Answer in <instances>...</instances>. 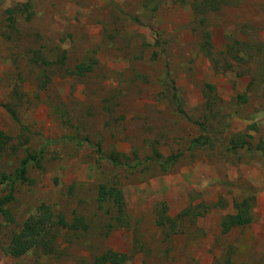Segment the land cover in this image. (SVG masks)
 Returning <instances> with one entry per match:
<instances>
[{
    "label": "rangeland",
    "instance_id": "374dc122",
    "mask_svg": "<svg viewBox=\"0 0 264 264\" xmlns=\"http://www.w3.org/2000/svg\"><path fill=\"white\" fill-rule=\"evenodd\" d=\"M0 133V264H264V0H0Z\"/></svg>",
    "mask_w": 264,
    "mask_h": 264
},
{
    "label": "trees",
    "instance_id": "16d2710c",
    "mask_svg": "<svg viewBox=\"0 0 264 264\" xmlns=\"http://www.w3.org/2000/svg\"><path fill=\"white\" fill-rule=\"evenodd\" d=\"M78 68H79V71L86 72V71L91 70L92 65L91 64L90 65H86V64L79 65ZM166 86H167V82L165 83V87H164L165 91L167 92ZM167 94H168V92H167ZM169 98L171 99L172 102H175L176 98H177L176 92L173 91ZM7 139H8L7 136H4L3 134L0 133V151L3 148V143H5ZM32 158L37 159V156H33ZM30 159L31 158H25L23 160L22 167L17 172V178L22 179V180L26 179V177H27L26 176L27 164L30 161ZM101 193H102L101 195H102L103 199L106 198L107 194H111V195L115 196L117 199H119L121 197L120 192H116L114 189H107L106 187L102 189ZM9 199H10L9 197L2 198L0 200V207H2V204H6L7 201H9ZM237 206L239 208L238 212L236 214L230 215L223 222V225H224L226 230L229 229L233 225H242V224L249 221V217L247 215V213H248L247 202L245 201L244 203H240ZM3 213L6 216L11 214L8 210H5V209H3ZM31 226H32L31 231L28 230L29 231L28 232L26 230V232L24 231L23 233H21V235L17 236V238L15 239L17 244L14 246V248L12 250L14 254L19 255L20 253H22V250H24L25 248H28V246H29L28 241L27 240L24 241V239H21V238L22 237H30V235L34 234L36 223H31ZM29 239H30V242H32L31 237ZM31 245H32V243H30V246ZM109 254H110L109 256H108V254H106L100 258V260H102L101 263H105L106 261L111 260L113 258L114 254L113 253H109Z\"/></svg>",
    "mask_w": 264,
    "mask_h": 264
}]
</instances>
